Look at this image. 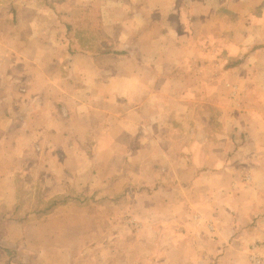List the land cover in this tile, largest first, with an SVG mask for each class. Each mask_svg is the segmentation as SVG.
I'll use <instances>...</instances> for the list:
<instances>
[{
    "label": "crops",
    "instance_id": "obj_1",
    "mask_svg": "<svg viewBox=\"0 0 264 264\" xmlns=\"http://www.w3.org/2000/svg\"><path fill=\"white\" fill-rule=\"evenodd\" d=\"M212 1H190L192 29L179 34L165 18L176 0H143L137 10L110 0V15L99 0H0V247L81 249L96 233L109 235L111 264H133L132 250L148 248L168 255L157 264H251L249 246L264 240V16L253 19L263 29L257 48L230 69L223 55L213 61L211 30L201 32ZM51 6L68 20L46 16ZM253 8L264 10V0ZM70 9L85 34L78 44L91 49L70 48ZM101 26L122 55L101 51ZM46 57L54 63H38ZM33 157L68 194L42 220L22 222L5 212L16 195L4 172L21 177Z\"/></svg>",
    "mask_w": 264,
    "mask_h": 264
},
{
    "label": "rangeland",
    "instance_id": "obj_2",
    "mask_svg": "<svg viewBox=\"0 0 264 264\" xmlns=\"http://www.w3.org/2000/svg\"><path fill=\"white\" fill-rule=\"evenodd\" d=\"M43 2V0H41ZM48 0H46L47 2ZM61 1V0H56ZM102 2V10L106 12V14L111 13V10H109L108 2L110 0H99ZM119 1V0H118ZM130 1V4L133 5L135 10H137L136 6L140 5L143 0H128ZM190 1L192 0H176V8L169 9V14L165 15V18L167 19L168 26L176 28L178 27V33L185 32L186 29L189 27L192 29V17L195 16L194 11L196 12L197 8L195 6L190 5ZM196 1H202V0H194ZM171 4H173V0H170ZM213 10H212V24L209 26L210 28L205 30L202 29V34L208 33L211 30V39L207 41V47L208 49L216 50L217 56L214 57L213 61H219L220 57L223 55V58L225 59V65H228V67L231 69V67L237 64L238 60H241L240 63L242 64L244 61L247 60V56L250 58V55L252 51H254L259 43H257L258 38L262 37V26H259L257 24H253V19L255 17H262L264 16V10L262 8H253V5L258 4L261 2V0H247L245 2L246 9H220V0H213ZM129 4V5H130ZM114 10V9H113ZM132 10V9H131ZM51 11V12H50ZM71 12L69 15L72 19V22H74V25H70L68 27V34H70L69 38V44L70 48H77L78 45H81L80 43L86 42L85 46L83 48L91 49V43L92 41H80L78 44V38L85 36L77 33V30H79V27L76 25V17H77V11L75 9H70ZM132 12V11H131ZM67 11H64L62 9L53 8L51 6V10L49 9L48 13H45L48 17H61L64 21L68 20ZM104 13L102 12V15ZM239 14V16L237 15ZM65 18V19H64ZM239 19H244L243 25H237L236 22H240ZM103 19V16L101 17ZM181 19L184 20L185 24H179L176 26L177 22L180 23ZM104 20V19H103ZM83 27H86V25H83ZM102 28V26H101ZM63 29H65V26L63 25ZM225 33V34H224ZM224 34V37L228 40L222 41V35ZM240 35L241 38H239L241 41L237 42L236 38L237 35ZM107 36L105 31L102 28V34H101V41H100V49L102 52L107 53H115L118 55H122L124 52L123 50H117L112 49L113 48V42L108 41L105 37ZM79 36V37H78ZM195 36V34H194ZM73 37L75 39H73ZM77 38V39H76ZM61 47L64 45L62 42H58ZM66 43V42H65ZM264 43V42H263ZM262 43V44H263ZM47 44H50V41L48 40ZM67 47V46H66ZM124 55V54H123ZM248 58V59H249ZM62 59L63 65H70L72 63V58L67 59L57 57L55 60ZM245 59V60H244ZM7 61V58L0 57V62L3 63V66H5V63ZM45 61V64H52L54 63V60L52 57L48 58L46 57L41 58V60L38 61L39 64L43 63ZM8 63V67H9ZM237 66V65H236ZM11 73V72H10ZM10 75V74H9ZM51 72H49V80L53 79V76L51 77ZM220 75V74H219ZM21 78L20 80L28 79V77L24 75H18ZM64 78L67 76L65 75V72L62 74ZM70 76V75H69ZM231 80L238 79L236 75L234 74H227ZM242 76V75H241ZM44 79V78H43ZM39 80H42L40 78L39 74ZM46 80V78H45ZM7 81H13L12 77H9ZM10 140V139H9ZM3 141V140H1ZM29 138H26L23 140L20 149L28 150V143ZM12 142V140H11ZM2 142H0V145ZM31 150L34 147H30ZM22 151H19V158L22 157ZM38 156V155H37ZM32 162L25 161L24 169H20L17 172L21 173V177H16L14 175H8L12 170L9 172H6L8 170H5V176L7 177L5 180V188L14 189L15 188V199L12 205L6 204L5 205V212H11V217L13 214L16 215V217L20 218L22 222H38L43 219L44 215L46 214L45 209H48L51 206H56L60 201H62V194L61 191H63L64 187L61 189V180L62 176L59 173H55V170H48L44 167L43 160H39L37 157H33L31 159ZM33 164V166H30ZM12 174V173H11ZM71 187V185L69 186ZM71 192L72 190H76V186H73L70 188ZM65 194H68L67 192ZM72 193H69L67 196L68 198H71ZM68 200V199H67ZM93 201H88V206L92 208L91 205H93ZM12 208V209H11ZM10 210V211H7ZM102 211L109 212L108 208H103ZM34 213H37L34 215ZM31 217H30V215ZM139 228V227H137ZM14 233L4 234L7 236H10ZM44 234L34 235L33 236V243L34 245L38 240L43 239ZM24 237H29L30 239L32 236L30 234H25ZM23 242V239H21ZM20 241V242H21ZM109 241V235L100 234L92 235L89 240L85 241L86 247L81 249H54V250H47V249H39V248H31L28 244L24 243V245L21 243L20 248L14 249L11 245H7V247H0V257H3L4 264H9L13 258L17 260V264H111L113 263L115 258V250L114 249H108ZM9 242V241H8ZM106 245V246H105ZM1 246V245H0ZM10 246V247H9ZM11 248V249H10ZM149 249V248H148ZM148 249H136L132 250L133 253L130 257V259L134 260L133 264H137L142 260V258H145L146 264H157V261L161 260H167L168 255L165 254L163 256L162 250L158 251L157 249L153 248L151 250ZM170 252V251H169ZM120 253V252H119ZM119 253H116L119 257ZM165 258V259H164ZM135 259L137 260L135 262ZM112 260V261H111ZM9 262V263H8Z\"/></svg>",
    "mask_w": 264,
    "mask_h": 264
},
{
    "label": "built area",
    "instance_id": "obj_3",
    "mask_svg": "<svg viewBox=\"0 0 264 264\" xmlns=\"http://www.w3.org/2000/svg\"><path fill=\"white\" fill-rule=\"evenodd\" d=\"M248 259L251 264H264V240L256 241L249 246Z\"/></svg>",
    "mask_w": 264,
    "mask_h": 264
},
{
    "label": "trees",
    "instance_id": "obj_4",
    "mask_svg": "<svg viewBox=\"0 0 264 264\" xmlns=\"http://www.w3.org/2000/svg\"><path fill=\"white\" fill-rule=\"evenodd\" d=\"M240 61H241V60H238V62H237V64H236V65H238V64L240 63Z\"/></svg>",
    "mask_w": 264,
    "mask_h": 264
}]
</instances>
